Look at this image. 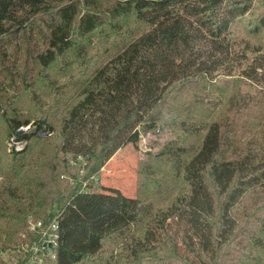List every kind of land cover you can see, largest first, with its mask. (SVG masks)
Masks as SVG:
<instances>
[{
  "label": "trees",
  "instance_id": "obj_1",
  "mask_svg": "<svg viewBox=\"0 0 264 264\" xmlns=\"http://www.w3.org/2000/svg\"><path fill=\"white\" fill-rule=\"evenodd\" d=\"M253 2L126 0L112 10L113 19L133 21L119 39L105 20L83 12L95 8L93 0H0V51L9 58L6 45H16L6 69L12 80L40 75L70 51L78 59L66 80L50 83L47 101L32 97V118L6 117L9 140L29 147L40 139L46 150L26 157L28 148H13L7 157L0 182L2 252L17 254L16 264H161L151 253H133L167 243L169 256L184 264H219L233 236L248 241L237 264H264V46L249 56L236 49L233 34ZM255 26L264 31V14ZM97 33L104 40L91 56ZM18 53L33 54L37 70ZM218 76L238 78L228 81L230 93L197 149L180 160L179 143L198 134L189 121L199 92ZM243 84L254 92L243 93ZM2 108L10 104L0 102ZM32 121L34 130L19 132ZM158 129L176 138L157 164L138 161L136 197L106 185L108 162L134 134ZM170 183L176 194L165 206H152ZM105 199L114 203L115 218L99 215ZM80 204L95 216L83 223L78 242L72 228L73 239L52 225ZM108 243L116 250L106 249Z\"/></svg>",
  "mask_w": 264,
  "mask_h": 264
},
{
  "label": "rangeland",
  "instance_id": "obj_2",
  "mask_svg": "<svg viewBox=\"0 0 264 264\" xmlns=\"http://www.w3.org/2000/svg\"><path fill=\"white\" fill-rule=\"evenodd\" d=\"M93 1L96 5L95 8H89L86 6L83 8V12L91 11L103 21L105 20L104 22H106V24L111 25L112 29L110 32L112 33L113 30L118 33L117 38H122V36H124L123 34L127 36L128 34L126 31L132 28V18L123 17L120 20L113 19L112 11L116 3L120 4V2H125L126 0ZM263 14L264 0H254L252 10L240 19L238 26L233 28L236 49L245 51L249 56L252 55L253 51L257 52L259 48L264 46V31L262 29L257 31L255 26L260 23ZM102 28L103 24L99 25V30ZM112 39L113 37H109L110 41ZM103 40L104 35L97 33V35L93 38V46L96 47L90 49L88 54L94 56V54L99 53V44ZM18 44H20L19 46H22L23 48L26 46L22 40ZM14 46L16 45L10 43L6 45V48L9 49V58L7 56H3V51H0V102L7 101V103L10 104V108H2L0 111V182H2L3 179V168L6 169L5 165L7 164V157L10 156L13 148L16 151L28 148L26 157L29 156V153L40 154L41 151L46 150L45 144L40 139L33 140L29 147L26 143H21L19 146L13 145V141L8 139L9 128L6 117L13 116L21 119L32 118L34 115L32 97L38 100L47 101L49 98L48 94L50 83L53 81L66 80L78 61L76 54L70 51L64 58L58 60L52 67L43 71L42 74L38 75L35 71H31L30 74L27 75V80L23 82H15V80H12L9 76V70H6L7 67L11 70L13 63H8V60H12L14 56L12 51ZM19 57L22 61L27 60L29 67L37 70L33 54L28 56L26 53H21L19 54ZM234 78L238 77L218 76L215 79L210 80V82L208 81L206 83V88L199 92L196 99L197 103L195 104L189 121L192 126L198 128V134L195 136H189L185 141L179 143L178 147L182 148L177 152L180 160L187 159V157L192 155L197 149L203 128L210 122L213 113L220 107V102L224 101L230 93L228 81ZM241 89L243 93L254 92V88L247 86V84H243ZM34 128L35 124L34 121H32L30 125L22 127L21 129L23 132H31ZM134 138L135 139L131 143L119 151L108 162L103 171V182L106 185L121 189V191H123V193L128 197H136L137 195L138 161L140 160L145 164L152 161L157 164V158L160 151L165 146L175 141L176 136L175 133L169 129L164 131L158 129L156 132L140 131L139 133L134 134ZM34 150L35 152H33ZM82 169L84 168L80 167V174L83 172ZM73 176L76 178L77 175L73 174ZM80 176L81 175H79V177ZM60 179L62 182L63 180H66V177L65 179L64 177H60ZM165 189L168 191L160 193L150 200L153 204L152 206H165L168 200H170L178 190L175 183H170ZM95 206L96 205L91 206L92 212H94L93 210H97ZM58 211L59 210H55V212ZM98 213L102 218H115L117 215L114 203L108 199H105V201L98 206ZM94 216L95 213L90 215L86 211V206L80 204L78 207L75 206L73 211L70 210L64 213L61 212L58 216L59 225H57V228L53 230H56L59 234L69 232L68 237L73 239L74 234L71 231L72 228L79 237V233L82 231L83 223L92 221ZM33 226H35V223H33L31 229H33ZM21 237V234L18 236L16 235L14 236L13 241ZM77 240L79 242L81 238L79 237ZM247 247L248 241L246 239L234 238L231 236L225 243L224 253L219 264H237V262L241 260L243 251L247 250ZM24 248L27 249V245H24ZM105 248L109 250H116L117 247L114 244L108 243L105 245ZM0 250V259L9 262V264L17 263V254L15 255L11 250L4 252H2V248ZM141 251L151 253L161 258V264H184L181 261L175 260L169 256L170 248L167 243L162 245L145 246L140 250L135 251L133 255L136 257ZM34 252L36 253L35 250ZM13 260L16 263L13 262Z\"/></svg>",
  "mask_w": 264,
  "mask_h": 264
},
{
  "label": "built area",
  "instance_id": "obj_3",
  "mask_svg": "<svg viewBox=\"0 0 264 264\" xmlns=\"http://www.w3.org/2000/svg\"><path fill=\"white\" fill-rule=\"evenodd\" d=\"M13 141V145L19 146L21 143L23 142H16L14 138L11 139ZM41 224L39 223L38 226H40ZM36 226H33V230H35ZM57 226L55 224L52 225V229H56ZM47 242L49 243H53V240L49 239ZM35 251H37V249H35Z\"/></svg>",
  "mask_w": 264,
  "mask_h": 264
},
{
  "label": "water",
  "instance_id": "obj_4",
  "mask_svg": "<svg viewBox=\"0 0 264 264\" xmlns=\"http://www.w3.org/2000/svg\"><path fill=\"white\" fill-rule=\"evenodd\" d=\"M19 132H22V129H21V130H19Z\"/></svg>",
  "mask_w": 264,
  "mask_h": 264
}]
</instances>
